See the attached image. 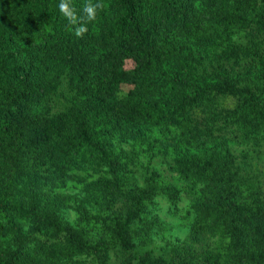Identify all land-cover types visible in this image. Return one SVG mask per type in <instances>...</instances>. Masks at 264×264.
<instances>
[{
	"label": "trees",
	"instance_id": "1",
	"mask_svg": "<svg viewBox=\"0 0 264 264\" xmlns=\"http://www.w3.org/2000/svg\"><path fill=\"white\" fill-rule=\"evenodd\" d=\"M60 2L0 0V195L11 215V221H0V264H67L91 248L111 245L103 238L90 244L83 226L8 198L26 178L64 174L84 147L111 156L113 139L135 126H180L185 140L204 147L200 156L178 158L172 166L201 187L202 198L191 209L193 234L226 233L233 257L247 264L255 258L248 241L254 229L258 262L264 264L263 199L234 155L205 146L216 138L211 131L221 119L219 94L227 86L243 88L242 103L230 118L234 134L250 138L264 130V0H91L104 8L84 24L87 32L80 37L79 25L69 23ZM69 2L78 17L85 16L87 0ZM246 28L255 29L259 39L243 49L225 44L220 52L225 66L216 76L202 69L207 45ZM128 59L134 64L125 68ZM64 79L70 98L53 111ZM122 84L130 85L123 93ZM197 109L205 111V125L193 137ZM135 189L120 192L125 215L106 227L129 252L137 247L135 237L161 227L156 214L146 218L153 188ZM164 192L175 203L178 189L170 185ZM245 192L252 202L245 201ZM16 214L29 221L27 229L14 221ZM136 264L170 263L146 251L138 252Z\"/></svg>",
	"mask_w": 264,
	"mask_h": 264
},
{
	"label": "rangeland",
	"instance_id": "2",
	"mask_svg": "<svg viewBox=\"0 0 264 264\" xmlns=\"http://www.w3.org/2000/svg\"><path fill=\"white\" fill-rule=\"evenodd\" d=\"M225 35L204 49L202 69L210 76H216L217 70L225 66L220 54L225 44L243 49L259 39L252 28L234 30ZM133 64L128 59L125 68ZM129 88L130 85L122 84V93ZM239 91H243L240 86H227L219 94L221 119L211 131V137L216 138H211L205 146L234 155L237 167L246 176L256 197L263 199L259 202H264V130L252 132L250 138L239 134L238 130L234 134L235 126L230 118L242 103ZM70 95V87L64 79L53 96L52 110L62 109ZM205 115L201 109L193 113V137L198 136L197 130L205 125ZM185 136L180 126L149 129L135 126L125 136L113 139L111 156L84 147L64 174L47 179L26 178L19 184V190L12 191L14 196L9 195L8 200L25 209L31 208L30 203H33V211L42 209V214L46 211L72 225L83 226L90 244H99L100 238L111 244L107 248L104 245L91 248L67 264H136L138 252L146 251L152 256L164 257L170 264H178L181 259L188 264H241L233 257L229 235L219 231L193 234L189 226L192 204L202 198L201 187L182 177L172 166L178 158L200 156L204 147L185 140ZM200 142L203 144L205 140ZM154 184L157 188L153 187ZM170 185L179 191L175 203L164 192ZM135 188H153L152 201L145 202L146 218L150 220L151 215L156 214L161 227L153 228L145 237H135L137 247L129 252L115 244L111 231L106 227L125 215V203L119 197L120 192L128 193ZM248 194L245 192L244 199L252 202ZM4 198L0 195V221L8 222L11 215L2 206ZM13 219L25 229L29 227L26 218L16 214ZM257 238V231L252 229L248 241L255 258L247 264H260L261 246Z\"/></svg>",
	"mask_w": 264,
	"mask_h": 264
},
{
	"label": "clouds",
	"instance_id": "3",
	"mask_svg": "<svg viewBox=\"0 0 264 264\" xmlns=\"http://www.w3.org/2000/svg\"><path fill=\"white\" fill-rule=\"evenodd\" d=\"M104 4L97 2L93 4L91 0H87V3L83 7V11L85 13L84 17H78L75 9L70 5L69 0H61L59 4L60 12L68 19L71 25H79L75 28V35L80 37L85 32H87V28L84 24L88 21H94L97 16L98 10H103Z\"/></svg>",
	"mask_w": 264,
	"mask_h": 264
}]
</instances>
